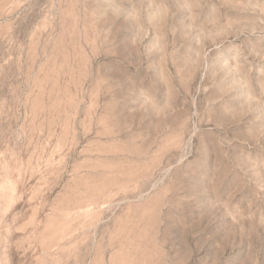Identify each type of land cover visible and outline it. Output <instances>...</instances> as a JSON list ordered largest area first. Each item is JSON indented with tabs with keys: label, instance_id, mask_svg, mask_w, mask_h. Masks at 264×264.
I'll use <instances>...</instances> for the list:
<instances>
[{
	"label": "rangeland",
	"instance_id": "1",
	"mask_svg": "<svg viewBox=\"0 0 264 264\" xmlns=\"http://www.w3.org/2000/svg\"><path fill=\"white\" fill-rule=\"evenodd\" d=\"M0 264H264V0H0Z\"/></svg>",
	"mask_w": 264,
	"mask_h": 264
}]
</instances>
